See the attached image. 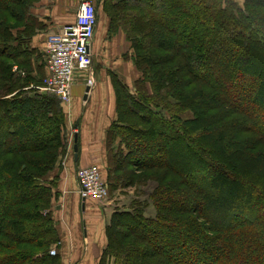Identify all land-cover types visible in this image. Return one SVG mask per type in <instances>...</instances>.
<instances>
[{"label": "trees", "instance_id": "obj_1", "mask_svg": "<svg viewBox=\"0 0 264 264\" xmlns=\"http://www.w3.org/2000/svg\"><path fill=\"white\" fill-rule=\"evenodd\" d=\"M34 1L0 0V264H63L48 174L70 127L62 100L32 87L49 73L28 46ZM103 7L142 74L134 92L115 74L111 173L127 163L143 171L130 184L157 185L155 216L142 202L113 215L100 264H264V0Z\"/></svg>", "mask_w": 264, "mask_h": 264}, {"label": "crops", "instance_id": "obj_2", "mask_svg": "<svg viewBox=\"0 0 264 264\" xmlns=\"http://www.w3.org/2000/svg\"><path fill=\"white\" fill-rule=\"evenodd\" d=\"M82 1H34L27 13L26 20L32 22L28 46L35 51L36 55L43 56L48 34L75 22ZM94 1L97 3V0ZM99 2L103 7L104 0ZM28 15H32V17L29 18ZM24 29L25 26L22 25L16 30L24 31ZM17 42L14 40V43ZM39 65L42 66L41 71H43L44 67L39 58L34 59L33 70L38 71ZM15 68L18 69V66ZM20 72L22 74L23 71ZM76 86L78 85H74L73 92ZM85 94L75 95L70 106L71 109L67 113L68 116L72 114V119L76 121L72 125L78 131L75 136L78 137L79 148L77 156L75 151L72 155L69 154L70 173L66 177L63 176L60 185L63 204L58 206L59 208L57 207L58 213H54L61 238L60 249L63 264H100L103 252L108 246L107 227L109 222L104 217L107 216L106 208L103 209L100 206L90 208L86 201L81 200L77 170L80 167L96 163L103 168L109 167L113 159L112 154L117 153L119 142L111 143L109 139V132L119 118L117 95L111 81L106 78L99 80L94 89L91 86L87 98H85ZM98 215L101 219H98Z\"/></svg>", "mask_w": 264, "mask_h": 264}, {"label": "rangeland", "instance_id": "obj_3", "mask_svg": "<svg viewBox=\"0 0 264 264\" xmlns=\"http://www.w3.org/2000/svg\"><path fill=\"white\" fill-rule=\"evenodd\" d=\"M236 1H238L241 5H243L245 0H236ZM98 6H99V12H98L99 25L94 39V46H93L94 56H93L92 73H90V75L89 73L86 72L77 73L75 85L78 86H76L73 92L74 96L72 102L70 104H66L62 101L64 105V109L66 111V115L68 111L71 109L70 106L74 101L75 95H84L86 92V87L88 85H91L92 89H94L95 85L98 83L99 80L106 78L108 81H111L112 86L114 87V81H116L117 78L116 75H118L119 79L129 87L131 92H134L135 90L134 82L135 80H137L142 76V74L137 70L134 64L133 58L135 55V51L133 47V42L127 38V34L125 30L121 27L113 32H110L111 26L107 11L106 9H104V7L100 6V3H98ZM40 62H42V64L44 65L42 71V76H44L46 72V68L48 66L46 51L43 52V56L42 59H40ZM13 70L15 71V69ZM92 76L93 78L91 79V81H93L94 84H90V78ZM114 91H115V87H114ZM41 92H47V91H41ZM81 106H82V101H81ZM168 116L172 118V114H168ZM180 116L184 119L193 118V112L190 110H184L180 113ZM67 119L70 128L66 135L67 136L66 152L60 155V158L56 166L48 174V177H53V178L56 177L58 181V188H57L58 195L54 197L50 209L54 217H55L54 213H58V208H59L58 206L63 204V196L60 185L62 183L63 176L66 177L70 173L68 167V163L70 159L69 154L72 155L75 151L74 150L75 134L78 132L76 127L72 125L73 123L76 122L74 119H72V114L71 116L67 115ZM112 162L113 161L111 160L110 163L111 166H112ZM92 165H97L103 180L107 182L109 195L107 199L103 201H98L93 198L85 200L82 197L81 200L86 201V203H88V206L90 208L95 206H100L103 209L106 208L105 211L107 213V216L104 217L108 219L109 222L108 225H110L114 214L115 215L117 214L119 216V212L127 211V209L128 210L132 209V206L136 205L137 202L148 203L149 205L146 213L149 216H155L156 208L153 205L152 200L150 199V194L154 190L157 183L154 181H150L149 184L146 186L139 183L130 184L134 175L140 176L143 174V171H138L137 169H134V167L136 166L129 165L126 163L125 165L122 166V171H118L113 174L111 173V166L103 168L97 163L91 164L89 166ZM84 167H88V166H84ZM77 179H78V170H77ZM98 219H101L99 215H98ZM95 223L97 224L96 221ZM60 246L61 244H55L53 245L52 249L55 248L58 251H61Z\"/></svg>", "mask_w": 264, "mask_h": 264}, {"label": "built area", "instance_id": "obj_4", "mask_svg": "<svg viewBox=\"0 0 264 264\" xmlns=\"http://www.w3.org/2000/svg\"><path fill=\"white\" fill-rule=\"evenodd\" d=\"M97 28L96 2L83 0L75 22L64 25L47 35L45 51L49 73L43 80V84L32 85V87L56 94L64 103L70 104L77 73L86 72L89 75L92 73L93 46ZM92 78L93 76L90 78V84H94L91 81ZM78 179L80 195L83 199L93 198L98 201L107 199L109 189L97 165L79 168ZM56 253L57 249L51 250L52 255Z\"/></svg>", "mask_w": 264, "mask_h": 264}, {"label": "water", "instance_id": "obj_5", "mask_svg": "<svg viewBox=\"0 0 264 264\" xmlns=\"http://www.w3.org/2000/svg\"><path fill=\"white\" fill-rule=\"evenodd\" d=\"M90 90H91V86L88 85L86 88V94H85L86 97L85 98H87V95L90 92ZM77 141H78V137L76 135L75 136V145H74V150H75L76 156L78 155V148H79Z\"/></svg>", "mask_w": 264, "mask_h": 264}]
</instances>
